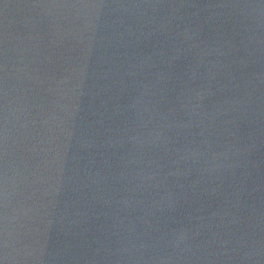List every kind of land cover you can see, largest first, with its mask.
Here are the masks:
<instances>
[{"label":"water","instance_id":"95a60500","mask_svg":"<svg viewBox=\"0 0 264 264\" xmlns=\"http://www.w3.org/2000/svg\"><path fill=\"white\" fill-rule=\"evenodd\" d=\"M0 264H264V0H0Z\"/></svg>","mask_w":264,"mask_h":264},{"label":"clouds","instance_id":"9594fccd","mask_svg":"<svg viewBox=\"0 0 264 264\" xmlns=\"http://www.w3.org/2000/svg\"><path fill=\"white\" fill-rule=\"evenodd\" d=\"M4 195H5V200H7V190L5 189V193H4ZM7 219H8V217H7V215H5V223L7 224ZM7 228L5 227V237H7Z\"/></svg>","mask_w":264,"mask_h":264}]
</instances>
